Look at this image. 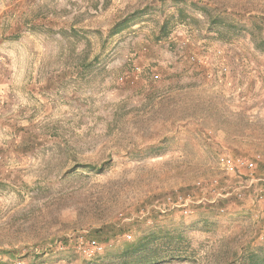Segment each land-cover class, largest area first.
<instances>
[{
	"label": "rangeland",
	"instance_id": "obj_1",
	"mask_svg": "<svg viewBox=\"0 0 264 264\" xmlns=\"http://www.w3.org/2000/svg\"><path fill=\"white\" fill-rule=\"evenodd\" d=\"M59 4L57 89L0 88V260L121 264L151 232L149 264H264V0ZM181 191L204 200L160 213Z\"/></svg>",
	"mask_w": 264,
	"mask_h": 264
},
{
	"label": "crops",
	"instance_id": "obj_2",
	"mask_svg": "<svg viewBox=\"0 0 264 264\" xmlns=\"http://www.w3.org/2000/svg\"><path fill=\"white\" fill-rule=\"evenodd\" d=\"M65 12L59 0H0V88L25 91L29 96L37 91L40 96L50 93V86L42 80L53 79L51 89H57L59 74L46 76L48 67L55 69L53 64L59 57L53 56L48 65L43 56L39 57L40 43L45 40L39 33L45 34L43 29H60Z\"/></svg>",
	"mask_w": 264,
	"mask_h": 264
},
{
	"label": "trees",
	"instance_id": "obj_3",
	"mask_svg": "<svg viewBox=\"0 0 264 264\" xmlns=\"http://www.w3.org/2000/svg\"><path fill=\"white\" fill-rule=\"evenodd\" d=\"M194 7H197L196 3H192ZM202 12H207V6L206 5H198V7ZM133 15H129L127 17H124L121 21L116 22L112 27V33L115 34L123 29V24L131 20ZM166 26L167 22L162 23L160 32L161 35H166ZM258 48V46H257ZM106 164V163H105ZM86 168H94V165H85ZM103 167H99L96 169L97 172L101 171ZM155 238V235H152L151 232H148L145 237L139 239L136 242L128 243L126 244L123 249L119 252L118 255L115 257L118 260H123L121 264H149L152 263L154 259H149L146 257L147 249L149 246V242H151ZM139 254L136 256V254ZM0 264H11L9 262H4L0 260Z\"/></svg>",
	"mask_w": 264,
	"mask_h": 264
},
{
	"label": "built area",
	"instance_id": "obj_4",
	"mask_svg": "<svg viewBox=\"0 0 264 264\" xmlns=\"http://www.w3.org/2000/svg\"><path fill=\"white\" fill-rule=\"evenodd\" d=\"M236 162H241V164H244L247 170H252L254 167V162L253 161H240L239 159ZM236 162H231V161H226L225 163V169L233 170L234 167L236 166ZM216 181V180H215ZM204 181L198 180L194 187L195 189H203L205 187ZM219 195V193H217ZM259 198L264 201V193L258 194ZM204 200V198H198L196 195H193L190 191H185V192H176V193H170L168 194L165 199L163 205L158 207V210L160 213H165L168 211H172L173 209H179L180 213L184 214V216L188 215L191 212V206L193 204H199ZM212 201V200H210ZM214 201V200H213Z\"/></svg>",
	"mask_w": 264,
	"mask_h": 264
}]
</instances>
